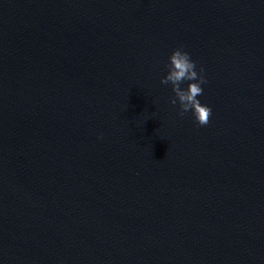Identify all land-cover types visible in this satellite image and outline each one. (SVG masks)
Returning <instances> with one entry per match:
<instances>
[{
    "label": "water",
    "instance_id": "obj_1",
    "mask_svg": "<svg viewBox=\"0 0 264 264\" xmlns=\"http://www.w3.org/2000/svg\"><path fill=\"white\" fill-rule=\"evenodd\" d=\"M0 264H264V0H0Z\"/></svg>",
    "mask_w": 264,
    "mask_h": 264
},
{
    "label": "clouds",
    "instance_id": "obj_2",
    "mask_svg": "<svg viewBox=\"0 0 264 264\" xmlns=\"http://www.w3.org/2000/svg\"><path fill=\"white\" fill-rule=\"evenodd\" d=\"M167 74L161 79L163 85H171L174 98L172 105H179V115L191 112L194 121L201 127L209 123L212 110L201 103L198 97L203 95V85L207 83L204 69L197 71V63L182 48L172 52L166 65ZM186 84V88L182 85Z\"/></svg>",
    "mask_w": 264,
    "mask_h": 264
}]
</instances>
